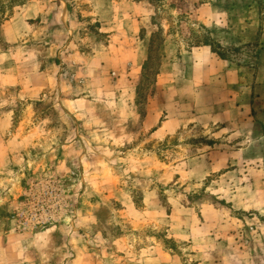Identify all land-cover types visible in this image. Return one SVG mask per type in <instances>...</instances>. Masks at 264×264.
I'll list each match as a JSON object with an SVG mask.
<instances>
[{
  "label": "rangeland",
  "instance_id": "obj_1",
  "mask_svg": "<svg viewBox=\"0 0 264 264\" xmlns=\"http://www.w3.org/2000/svg\"><path fill=\"white\" fill-rule=\"evenodd\" d=\"M27 1L0 0V264H264V0H130L128 37L65 0L9 43Z\"/></svg>",
  "mask_w": 264,
  "mask_h": 264
},
{
  "label": "crops",
  "instance_id": "obj_2",
  "mask_svg": "<svg viewBox=\"0 0 264 264\" xmlns=\"http://www.w3.org/2000/svg\"><path fill=\"white\" fill-rule=\"evenodd\" d=\"M82 4H88L92 9V12H86L88 15H96L100 18L102 22L101 26H103L102 32L107 34H115V36H120V32L126 33V37L129 36L134 30L135 26V10L137 5L130 0H122L120 2L116 0H81ZM14 19L6 20L4 25L2 26L4 36L8 39V42H18V39L21 38V33L25 28L30 25H36L40 18L48 15H57L62 17V22L68 20L69 18V9L65 0H28L26 4L23 6H19L16 8L14 12ZM82 13V12H81ZM13 17V16H12ZM261 36L258 44L256 46L263 48L260 52V56H264V15L261 21ZM114 40V38H113ZM240 40V39H239ZM251 41V40H250ZM250 41L246 40L244 44H250ZM197 51L195 55L198 58H205L211 56L210 48L208 47H197ZM260 56L257 58L260 63ZM260 69V68H259ZM233 71V70H231ZM213 72L208 73L207 79L210 80L211 77H214V80H223L224 82H228L226 85V89L230 92V96H233L234 90L239 89L241 91L244 90V77L241 73V69L236 72ZM257 79L255 83V87H250L251 95H258V87L264 86V72H258L254 78ZM208 83H210L208 81ZM212 83V82H211ZM210 83V84H211ZM261 84V85H258ZM233 102V100H230ZM239 104V105H238ZM245 104V105H243ZM240 109L248 110L249 114L256 112V107L251 104V102H236V105H232V108H227L228 110L234 112L236 111V107L238 106ZM264 110V106L262 107Z\"/></svg>",
  "mask_w": 264,
  "mask_h": 264
},
{
  "label": "trees",
  "instance_id": "obj_3",
  "mask_svg": "<svg viewBox=\"0 0 264 264\" xmlns=\"http://www.w3.org/2000/svg\"><path fill=\"white\" fill-rule=\"evenodd\" d=\"M134 1L141 2L142 0H134Z\"/></svg>",
  "mask_w": 264,
  "mask_h": 264
}]
</instances>
